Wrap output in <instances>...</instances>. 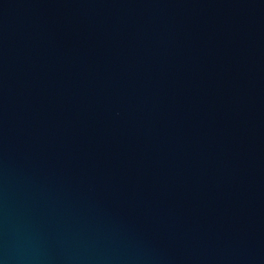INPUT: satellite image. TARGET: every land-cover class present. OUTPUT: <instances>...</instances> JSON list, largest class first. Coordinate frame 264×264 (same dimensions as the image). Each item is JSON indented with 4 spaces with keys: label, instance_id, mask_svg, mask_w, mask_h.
<instances>
[{
    "label": "water",
    "instance_id": "1",
    "mask_svg": "<svg viewBox=\"0 0 264 264\" xmlns=\"http://www.w3.org/2000/svg\"><path fill=\"white\" fill-rule=\"evenodd\" d=\"M0 264H264V0H0Z\"/></svg>",
    "mask_w": 264,
    "mask_h": 264
}]
</instances>
